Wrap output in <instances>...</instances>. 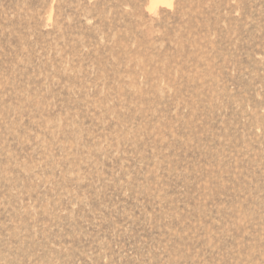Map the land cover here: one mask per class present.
Listing matches in <instances>:
<instances>
[{
	"label": "rangeland",
	"instance_id": "1",
	"mask_svg": "<svg viewBox=\"0 0 264 264\" xmlns=\"http://www.w3.org/2000/svg\"><path fill=\"white\" fill-rule=\"evenodd\" d=\"M0 0V264H264V0Z\"/></svg>",
	"mask_w": 264,
	"mask_h": 264
},
{
	"label": "bare ground",
	"instance_id": "2",
	"mask_svg": "<svg viewBox=\"0 0 264 264\" xmlns=\"http://www.w3.org/2000/svg\"><path fill=\"white\" fill-rule=\"evenodd\" d=\"M159 2L166 3V1H164V0H150V3H151L150 6H151V8H155Z\"/></svg>",
	"mask_w": 264,
	"mask_h": 264
}]
</instances>
